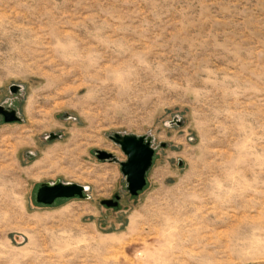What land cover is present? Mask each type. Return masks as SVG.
Instances as JSON below:
<instances>
[{"label":"rangeland","instance_id":"1","mask_svg":"<svg viewBox=\"0 0 264 264\" xmlns=\"http://www.w3.org/2000/svg\"><path fill=\"white\" fill-rule=\"evenodd\" d=\"M0 105V264H264V0H0Z\"/></svg>","mask_w":264,"mask_h":264},{"label":"water","instance_id":"2","mask_svg":"<svg viewBox=\"0 0 264 264\" xmlns=\"http://www.w3.org/2000/svg\"><path fill=\"white\" fill-rule=\"evenodd\" d=\"M20 87L12 85L10 91L19 90ZM0 117L4 123H20L22 119L15 109L9 106L0 105ZM60 138L59 134L50 133L48 140ZM108 138L119 147L125 156V161H119L113 154L94 150L93 154L101 162L115 163L119 166L120 172L125 180L127 193L136 197L146 186V174L152 166L155 149L152 146V139L148 136H136L132 134L113 133ZM87 188L75 183H42L35 192V203L43 206H52L59 199H84ZM120 197L114 196V200H103L101 205L106 207H118Z\"/></svg>","mask_w":264,"mask_h":264},{"label":"bare ground","instance_id":"3","mask_svg":"<svg viewBox=\"0 0 264 264\" xmlns=\"http://www.w3.org/2000/svg\"><path fill=\"white\" fill-rule=\"evenodd\" d=\"M86 188H87V187H86ZM197 237H198V236H197ZM197 242H198V241H197ZM187 243H188V242H187ZM192 244L195 245L196 242H193ZM197 244H198V243H197ZM197 244H196V245H197ZM190 246H191V244H190ZM195 248H196V247H195ZM183 256H185V255H183Z\"/></svg>","mask_w":264,"mask_h":264}]
</instances>
